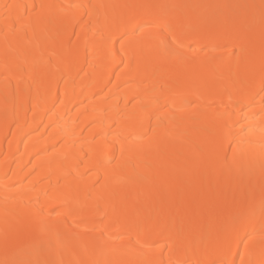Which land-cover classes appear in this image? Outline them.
Instances as JSON below:
<instances>
[{
    "label": "bare ground",
    "instance_id": "obj_1",
    "mask_svg": "<svg viewBox=\"0 0 264 264\" xmlns=\"http://www.w3.org/2000/svg\"><path fill=\"white\" fill-rule=\"evenodd\" d=\"M241 254L264 264V0H0V264Z\"/></svg>",
    "mask_w": 264,
    "mask_h": 264
},
{
    "label": "snow or ice",
    "instance_id": "obj_2",
    "mask_svg": "<svg viewBox=\"0 0 264 264\" xmlns=\"http://www.w3.org/2000/svg\"><path fill=\"white\" fill-rule=\"evenodd\" d=\"M143 27V25L141 26ZM178 43V37L175 36V34H172V41L171 44L172 45H176ZM222 264H235V261L231 260V259H225ZM240 264H245V260H244V256L243 254H241L240 256Z\"/></svg>",
    "mask_w": 264,
    "mask_h": 264
}]
</instances>
